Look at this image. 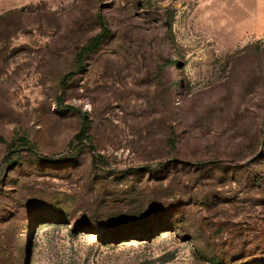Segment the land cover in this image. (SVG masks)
<instances>
[{
    "label": "rangeland",
    "instance_id": "rangeland-1",
    "mask_svg": "<svg viewBox=\"0 0 264 264\" xmlns=\"http://www.w3.org/2000/svg\"><path fill=\"white\" fill-rule=\"evenodd\" d=\"M0 264H264V0H0Z\"/></svg>",
    "mask_w": 264,
    "mask_h": 264
},
{
    "label": "trees",
    "instance_id": "trees-1",
    "mask_svg": "<svg viewBox=\"0 0 264 264\" xmlns=\"http://www.w3.org/2000/svg\"><path fill=\"white\" fill-rule=\"evenodd\" d=\"M101 38L102 36H98L97 38H95V40L91 42V44L83 46L80 49L79 53L77 54V59L80 60L82 58V55L88 53L91 50H95L96 48H98L101 42Z\"/></svg>",
    "mask_w": 264,
    "mask_h": 264
}]
</instances>
